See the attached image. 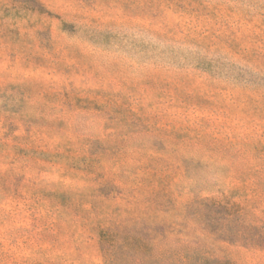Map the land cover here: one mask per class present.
I'll return each instance as SVG.
<instances>
[{"label":"rangeland","instance_id":"374dc122","mask_svg":"<svg viewBox=\"0 0 264 264\" xmlns=\"http://www.w3.org/2000/svg\"><path fill=\"white\" fill-rule=\"evenodd\" d=\"M0 264H264V0H0Z\"/></svg>","mask_w":264,"mask_h":264}]
</instances>
